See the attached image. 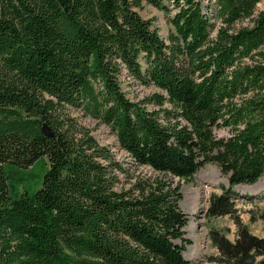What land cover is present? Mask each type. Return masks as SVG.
Masks as SVG:
<instances>
[{"label": "trees", "instance_id": "trees-1", "mask_svg": "<svg viewBox=\"0 0 264 264\" xmlns=\"http://www.w3.org/2000/svg\"><path fill=\"white\" fill-rule=\"evenodd\" d=\"M169 1L163 40L139 15L167 12L161 0H0V264H188L179 182L206 164L226 186L205 216L235 228L233 242L207 231L208 262L264 264L234 191L264 173V10ZM133 84L158 92L135 102L122 88ZM80 117L106 126L129 162ZM40 158L39 188L12 198L3 167Z\"/></svg>", "mask_w": 264, "mask_h": 264}, {"label": "rangeland", "instance_id": "rangeland-1", "mask_svg": "<svg viewBox=\"0 0 264 264\" xmlns=\"http://www.w3.org/2000/svg\"><path fill=\"white\" fill-rule=\"evenodd\" d=\"M167 7V12H161L148 5H143L139 15L143 19L152 21V27L157 31L159 37L166 39L168 33L172 29L168 23L169 18L174 11L171 9L169 0H161ZM264 10V0H258L255 5V13ZM249 22L242 21L237 26H246ZM123 91L129 98L136 101L149 97L158 91L152 87H143L137 84L125 87L122 86ZM151 109L152 106H146ZM79 117V115H76ZM79 121L87 129L91 131V135L98 142L99 145L107 146L115 155V159L122 163L129 162V158L124 151L119 150L115 141L113 133L104 125L96 124L93 120L79 118ZM216 136H224L225 133L221 130L215 132ZM128 167V166H127ZM47 169V161L44 158L38 159L32 166L27 169H13L8 166L3 167V171L7 177V184L12 198H17L21 193L25 192L32 194L35 192L41 182V176ZM128 169V175L132 171ZM144 173H149L147 169H141ZM138 172V171H137ZM122 181V179L120 180ZM177 181L173 180V185ZM123 183V182H122ZM125 183H123L124 185ZM181 194V201L179 202L180 210L186 215L187 222L184 231V238L190 243L185 246L183 256L188 264H216L208 262L207 258L215 256L216 251L209 243L207 231L211 228L220 231L224 236L230 240L233 235L231 232V221L228 217L221 218H206L205 212L207 202L211 194H219L220 186H226L225 179L220 175L218 169L212 164H206L193 175L189 183L179 182ZM234 191L237 192L235 208L238 210L239 219L241 223L252 234L261 232L260 220L256 219L254 222H249V216L257 217L261 212H264V173L262 177L251 186H235ZM199 196L196 200L195 198ZM264 259V255L255 259V262Z\"/></svg>", "mask_w": 264, "mask_h": 264}, {"label": "crops", "instance_id": "crops-1", "mask_svg": "<svg viewBox=\"0 0 264 264\" xmlns=\"http://www.w3.org/2000/svg\"><path fill=\"white\" fill-rule=\"evenodd\" d=\"M232 223V222H231ZM260 223H262L261 221H260ZM262 226H263V224H260V228H261V232H258V234H252L250 231H248L251 235H253V236H256V237H263L264 236V233H263V230H262ZM231 232L233 233V235H232V237H231V240L227 237V236H225L230 242H233V240L235 239V228H234V225L232 224L231 225Z\"/></svg>", "mask_w": 264, "mask_h": 264}, {"label": "bare ground", "instance_id": "bare-ground-1", "mask_svg": "<svg viewBox=\"0 0 264 264\" xmlns=\"http://www.w3.org/2000/svg\"><path fill=\"white\" fill-rule=\"evenodd\" d=\"M199 198V196H197L195 199L197 200Z\"/></svg>", "mask_w": 264, "mask_h": 264}]
</instances>
